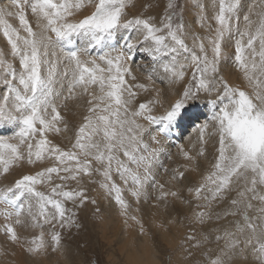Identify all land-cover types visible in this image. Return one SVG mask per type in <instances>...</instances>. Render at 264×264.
<instances>
[{
    "label": "snow or ice",
    "instance_id": "obj_1",
    "mask_svg": "<svg viewBox=\"0 0 264 264\" xmlns=\"http://www.w3.org/2000/svg\"><path fill=\"white\" fill-rule=\"evenodd\" d=\"M195 2L200 27L208 34L193 35L189 47L179 0H168L159 26L153 17L128 18L134 0H0V33L9 49L7 55L0 50V83L6 88L0 96V178L24 164L40 166L0 189V231L7 242L31 256L49 248L58 251L61 233L56 229L78 227L75 209L89 202L82 187L85 178L113 196L121 214L135 220L143 236V224L128 216L124 190L137 203L150 188L158 190V202L180 198L156 179L155 165L163 142L190 119V107L206 99L211 116L197 128V155L205 154L210 136L218 137V148L212 170L189 189L196 201L191 221L204 225L213 217V205L228 201L230 207L216 213V219H238L215 236L219 252L208 256L207 264H232L237 256L248 264H264V0L257 19L250 10L242 16V26L241 0H214L211 17ZM89 8L91 14L81 16ZM10 19L18 20L19 27ZM233 39L234 67L251 94L221 74ZM138 53L152 63L147 83H130L137 80L131 61ZM157 79L170 86L186 81L163 115L154 114L163 106ZM142 92L155 95L137 104ZM74 101L86 106V114L69 138L66 114ZM140 119L155 125L154 132ZM191 119L194 123L199 116ZM56 137H65L67 146L55 143ZM180 151L191 162L185 165L188 170L196 158L182 145ZM184 178L183 171L174 170L172 180ZM19 229L40 231L29 237ZM186 239L195 241L194 248L208 241L194 234Z\"/></svg>",
    "mask_w": 264,
    "mask_h": 264
},
{
    "label": "rangeland",
    "instance_id": "obj_2",
    "mask_svg": "<svg viewBox=\"0 0 264 264\" xmlns=\"http://www.w3.org/2000/svg\"><path fill=\"white\" fill-rule=\"evenodd\" d=\"M207 1H210L213 6L214 0H199V2L204 5L208 16L211 17L215 8L211 6L212 8L210 7V10L207 9ZM167 3L168 0H134L133 6L127 10L128 18L136 16H143L145 18L153 17V22L159 26L160 21L165 14ZM179 3L183 6V17L187 33L185 41L189 47H191L193 44V35L206 36L208 33L205 29L200 27L198 22L199 13L195 0H179ZM241 4L242 15L248 14L251 10V18L253 20L257 19L256 13L261 11V0H241ZM92 10L93 9L91 8L86 9L83 13H81V16L91 14ZM242 15L241 26L243 25ZM29 19L31 20L32 18L30 17ZM209 22L215 26L214 21L209 20ZM13 26L19 27L18 20H15ZM233 41L234 46L228 47L231 50L227 48L229 51H225V56L232 55V59L234 58L235 52V40L233 39ZM94 52L96 51L93 50V53ZM5 54L7 55V53ZM224 60L227 61V58ZM224 60L221 62V74L225 76L230 84L240 87L251 94L252 89L248 87L247 82L243 80L239 72L231 76H226L223 73ZM133 63L136 65L135 68L138 72L145 74L146 76L148 71L152 68L150 58H148L144 53H138L133 59ZM231 66H234V62ZM190 73L191 69L189 70V76ZM232 78L234 79L233 81L231 80ZM156 83L163 89L162 105L165 108L162 106L163 108L161 109V112H158L156 109L154 112H158V115H163L166 107L168 108L170 104L174 103L175 100L179 98L183 88L185 87L186 81L171 86L166 83H161L158 79ZM4 86L5 85L3 83H0V88ZM171 88L173 89L171 90ZM178 93L179 96H177ZM140 95L137 98V103H139V101L142 103L149 99V97H146L145 94L144 98L140 99ZM166 99H169L170 101ZM202 100L196 102L189 109V111H192L193 109L191 108L196 107L193 111L197 112V116H199V119L194 122L197 124V128L199 125L208 122L211 116L210 103L206 99ZM85 108L86 106L84 105L81 115L82 121L83 116L86 114ZM71 112L74 113L73 110ZM192 116L193 115H190L189 112L190 119L185 120V127L187 125V128H191ZM66 118L69 123V132L66 136L68 137L70 135V137H72L75 129L78 128L79 125L74 121H71L68 117ZM197 128L191 132L183 131V135L185 136L186 134V136H181V139H186L189 133H193L189 142V148L193 147L190 154L196 158L195 166L197 170H200L207 175L212 170V165L215 161V156L217 155L216 149L218 148V137L210 136L208 138V142L203 145L205 154L203 156H199L197 153L201 148V143ZM208 131H213V127L211 125ZM58 140L60 143H58ZM54 142L60 144L62 147L67 146L68 144V140L65 137H56L54 138ZM182 143L183 142H180V145ZM163 148H165V144ZM166 152L167 150L160 154V158L166 157L165 160H162L161 162L159 158V163L155 165V169H157L156 167L160 168L164 165L163 169L162 167L160 168L161 175L156 179L161 184L165 185V190H174L176 186L179 185V189L177 190L180 193L179 199L169 197L167 201L158 202L156 200L158 190L150 188L148 190L149 194L147 198L142 197L140 202L137 203L135 198L131 196L130 192L127 189L124 190V198L129 205L128 216H135L143 224L145 232L143 236L140 235L139 224H137L135 220L129 219L121 214V210L115 203L113 196H109L102 188L99 187L98 183H90L87 178H85L82 187L86 189L89 202L85 203L82 207L75 209L77 212L76 223L78 227L73 226L71 229L57 228L56 230L61 233V246L59 250L52 251L51 248H49L47 252L36 255V257L45 258L49 264H51L52 261L57 264H139V259L137 258H140L142 254L143 239L148 238L151 241L153 248L159 252L158 258L161 261L160 264H178L176 256L181 248L183 250L182 259H184V261L186 260L184 264H207V257L213 256L219 252L220 246L217 245L214 238L219 234V232L224 230L223 222L222 227L218 226L219 220L216 219L215 214L221 212L223 213L225 209L230 207V204L228 201L214 204L212 208V219L207 221L204 225H198V227H196L191 221L196 201H194L189 194V189L199 186L203 178H198L196 173L190 168L185 170L186 162L179 160V157L174 158L177 154L176 149L173 150V152ZM161 163L165 164L162 165ZM17 169H19V167L13 169L11 173ZM165 169L167 171H165ZM176 169L184 172L185 178L183 180H172L174 170ZM37 170H39V167L35 166V169L32 172L25 173V175L34 174ZM156 172L158 173V170H156ZM23 175L24 174H20L19 176H9L8 174L6 177L0 178V189L12 186L15 180L19 179ZM96 179L98 180L99 177H96ZM117 183L120 184L121 182L117 179ZM121 187L124 186L121 184ZM40 190L47 191V188L41 186ZM231 195L235 196V192ZM91 200H95L96 203H91ZM187 201H191V203H187ZM68 207L71 209L73 208V205L69 204ZM153 210H158V216L151 217L149 215V211L152 212ZM229 217L231 219L229 220V228H232V224L235 221L234 219H238V217H234L233 220L232 216ZM126 219L127 222H125ZM3 223V219L0 218V225ZM49 228L50 226L45 227L46 239H48L47 232ZM221 228L223 229L222 231L220 230ZM19 231H21L23 235L30 237L32 235H37L40 230L19 229ZM161 231L168 232V234L175 239L180 238V242H172V246H170L168 242H163ZM189 234H194L197 240L200 241H203L204 237L207 236L208 241L203 243L200 248L191 247L195 241H188L186 239ZM12 250L24 253L21 257H19L18 264H27L26 260L31 255L25 252L23 248L11 246V244L4 238L3 232L0 231V253L4 255ZM6 258L12 259V257ZM159 259H157V261H159Z\"/></svg>",
    "mask_w": 264,
    "mask_h": 264
},
{
    "label": "bare ground",
    "instance_id": "obj_3",
    "mask_svg": "<svg viewBox=\"0 0 264 264\" xmlns=\"http://www.w3.org/2000/svg\"><path fill=\"white\" fill-rule=\"evenodd\" d=\"M8 0H3V3L4 4H8ZM212 6V4L210 3V1L208 2H206V7H207V9H209L210 10V7ZM213 7V6H212ZM211 7V8H212ZM213 10H214V8H213ZM215 11V10H214ZM246 11V10H245ZM209 12V11H208ZM210 14V13H209ZM243 14V13H242ZM241 14V15H242ZM243 16V15H242ZM31 16H29V18H30ZM9 22L10 23H12L13 25H14V23H15V19H10L9 20ZM198 22H199V20H198ZM197 24V23H196ZM234 46V41L232 40V42H231V44L229 45V47H233ZM229 49V48H228ZM226 49V51L228 52L229 50H231V49ZM0 50H2L4 53H8V45H7V41L5 40V38L3 37V35H2V33H0ZM225 58H227V61H225L224 59ZM225 58L223 59L225 62L223 63V73L226 75V76H231V75H233V74H235V73H237L238 71L235 69V67L234 66H231V64L234 62V60L232 59V55H227V56H225ZM135 66L136 65H134V63H133V61H131V67H132V69H133V74L134 75H136L137 76V80L136 81H130V83H147L148 81L146 80V75L145 74H142V73H140V72H138V70L135 68ZM190 70V69H189ZM188 70V71H189ZM232 81L234 80L233 78L231 79ZM157 82V81H156ZM155 87H157V88H159L160 90H161V93H162V96H161V99L163 98V89H162V87H160L157 83H156V85H155ZM173 88H171V90H172ZM165 90V89H164ZM166 91V90H165ZM4 94H6V88H5V86L4 87H2V88H0V96H2V95H4ZM144 94L146 95V97H149V99L150 98H152L154 95H155V93L154 92H150V93H141V95H140V99H143L144 98ZM165 95V94H164ZM177 96H179V93H178V95ZM176 99V98H175ZM139 100V99H138ZM166 100H169V99H166ZM170 101V100H169ZM203 101V100H202ZM205 101V100H204ZM139 103H141L140 101H139ZM138 104V103H137ZM163 104V103H162ZM171 105V104H170ZM83 106H84V104L82 103V102H70L69 103V109H68V112H67V114H66V117H68L71 121H74L75 123H77L78 125H80L81 123H82V119H81V115H82V108H83ZM164 107V106H163ZM162 106H160V107H157L156 108V110L159 112H161V109L163 108ZM165 108V107H164ZM196 108V107H195ZM195 108H191V109H195ZM166 109H167V107H166ZM74 111V113H72L71 111ZM189 111L190 112V115H195V116H197L198 115V113L197 112H195V111ZM158 112H154V114H156V115H158ZM205 114V113H204ZM192 116V117H193ZM188 121V120H187ZM139 123H141V124H143L144 125V127L149 131V132H153V125H149L146 121H144V120H142V119H140L139 120ZM184 124H185V122H184ZM184 124L182 125V128H181V130L180 131H176V132H174L173 134H172V139L170 138L168 141H165V142H163V147H164V144H165V150H167V152H170V151H172L173 152V150H175L176 149V152H177V154H176V156L174 157V158H177V157H179L178 159L179 160H181V161H183V162H186V164L185 165H190L191 164V162H189V161H187L184 157H183V155H182V153H181V151H180V146L182 145V146H184V150L185 151H188V152H191V150H192V148L193 147H190L189 148V142H190V140H191V138H192V136H193V133H189V135L186 137V139H181V136H184L183 135V131H187V132H191V131H193L194 129H196L197 128V124L196 123H193L192 122V125L190 126L191 128H187L188 126L186 125V127L184 126ZM188 124V123H187ZM5 134H10V133H5ZM184 134H185V132H184ZM72 135V134H71ZM185 136H186V134H185ZM184 136V137H185ZM68 137H70V135L68 136ZM145 140H146V142H149V143H151V141H149L148 140V136H147V132L145 133ZM177 141H179V142H177ZM180 142H183L181 145H180ZM58 143H60V141L58 140ZM192 143V142H191ZM178 144V145H177ZM177 146V147H176ZM176 147V148H175ZM164 150V151H165ZM166 152V153H167ZM175 155V154H174ZM165 158L166 157H161L160 158V160H161V162H162V160L164 161L165 160ZM168 159V158H167ZM157 163H159V162H157ZM162 164V163H161ZM163 164H165V163H163ZM162 164V165H163ZM38 167H40L39 165H38ZM162 167V169L164 168V165L163 166H161ZM160 167V168H161ZM157 169H155V170H158V173L156 172V178H159V176L161 175V169L159 168V167H156ZM190 169H192L195 173H196V175H197V177L198 178H200V179H202L204 176H206V174H204L202 171H200V170H197V168H196V166L194 165V166H192V167H189ZM35 169V167H33V166H29V165H26V164H24V165H21L20 167H19V169H17L16 171H14L13 173H10L9 174V176H19L20 174H24L25 175V173H29V172H32L33 170ZM179 189V185H177L176 186V188L174 189L175 191H177ZM227 207H229V206H227ZM226 207V208H227ZM226 210V209H225ZM224 210V211H225ZM221 214H222V212H221ZM149 215L151 216V217H154V216H158V210H153L152 212L151 211H149ZM163 217V216H162ZM234 219V217H232V220ZM237 218H235L234 220H236ZM229 220H231L230 219V217L228 216V217H226V218H224V219H220L219 220V225L218 226H221L222 227V222H223V229H225V228H229ZM233 222V221H232ZM172 223H174V222H172ZM217 224V223H216ZM198 225L199 224H195V226L196 227H198ZM232 227H233V224H232ZM210 228V227H209ZM180 229V228H179ZM218 229V228H217ZM222 228L220 229L221 231L223 230ZM180 230H182V229H180ZM161 237H162V239H163V242L165 241V242H168L169 244H170V246H172L171 244H172V242L173 243H177V242H180V238L178 239H175L174 237H171L170 236V234H168V232H166V231H161ZM182 237V236H181ZM11 246H13L14 247V245H11ZM182 253H183V250H182V248L178 251V254H177V256H176V259H177V262H178V264H184V262L186 261H184V259H182ZM24 253L23 252H21V251H16V250H12V251H9V252H7V254H1L0 253V264H18V259H19V257H21V255H23ZM158 255H159V252L157 251V250H155L154 248H153V246H152V243H151V241L148 239V238H144L143 239V244H142V254H141V256H140V258H137V259H139L138 260V263L139 264H160L161 263V261H160V259L158 258ZM6 257H12V259H8V258H6ZM157 259H159V261H157ZM25 261V260H24ZM68 261V260H67ZM26 263L27 264H49L48 262H47V260L45 259V258H38V257H36V256H30V257H28L27 258V260H26ZM68 263H69V261H68ZM51 264H57L56 262H51ZM70 264V263H69ZM232 264H248V261H245L243 258H241V257H239V256H237L236 258H234V260L232 261Z\"/></svg>",
    "mask_w": 264,
    "mask_h": 264
}]
</instances>
